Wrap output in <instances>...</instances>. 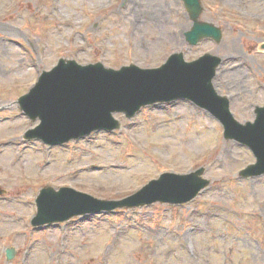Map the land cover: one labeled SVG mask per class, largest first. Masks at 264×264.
Returning a JSON list of instances; mask_svg holds the SVG:
<instances>
[{"label":"rangeland","instance_id":"374dc122","mask_svg":"<svg viewBox=\"0 0 264 264\" xmlns=\"http://www.w3.org/2000/svg\"><path fill=\"white\" fill-rule=\"evenodd\" d=\"M201 3L200 19L222 29L218 43L185 42L191 20L181 0H0V39L17 42L0 49V264H264V175L238 176L253 154L225 140L221 123L193 103L147 106L132 118L117 113L120 128L49 150L23 137L38 122L18 97L60 57L148 68L173 52L187 60L211 52L222 59L215 89L235 119L252 120L264 103V0ZM198 167L208 186L187 203L30 224L46 185L122 199L163 172Z\"/></svg>","mask_w":264,"mask_h":264},{"label":"water","instance_id":"95a60500","mask_svg":"<svg viewBox=\"0 0 264 264\" xmlns=\"http://www.w3.org/2000/svg\"><path fill=\"white\" fill-rule=\"evenodd\" d=\"M183 2L192 20L191 29L184 33L185 40L190 45L208 37L219 42L221 29L199 20L203 9L199 0ZM220 63L221 58L210 53L187 62L182 52L172 54L160 67L146 69L133 64L113 69L99 62L80 65L60 59L18 99L19 107L31 120H40L39 125L28 131L27 137L51 145L60 144L93 130L117 128L115 112L132 117L142 106L184 98L213 113L223 124L226 139H235L253 151L256 163L241 170L240 176L260 175L264 173V106L256 107L254 122H237L229 111L227 98L218 95L212 84ZM203 170L199 168L184 175L164 173L120 201L99 200L69 188L55 191L45 187L36 199L37 213L32 224H51L75 215L155 201L186 202L207 185L208 181L199 177ZM13 254V249L6 250L7 259Z\"/></svg>","mask_w":264,"mask_h":264},{"label":"bare ground","instance_id":"6f19581e","mask_svg":"<svg viewBox=\"0 0 264 264\" xmlns=\"http://www.w3.org/2000/svg\"><path fill=\"white\" fill-rule=\"evenodd\" d=\"M151 13H144V16L147 17L149 16ZM154 15V14H153ZM8 41L9 39L4 37L3 39H0V49H2L3 47H5V45H10L12 44L11 41L9 40V42H4V41ZM233 58H235V56H233ZM34 68L37 67L38 65V62L33 60L32 63H31ZM2 70V68L0 67V71Z\"/></svg>","mask_w":264,"mask_h":264}]
</instances>
